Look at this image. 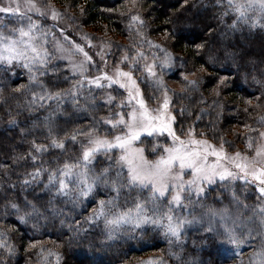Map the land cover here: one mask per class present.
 Returning <instances> with one entry per match:
<instances>
[{"label":"snow or ice","instance_id":"obj_1","mask_svg":"<svg viewBox=\"0 0 264 264\" xmlns=\"http://www.w3.org/2000/svg\"><path fill=\"white\" fill-rule=\"evenodd\" d=\"M135 4L136 0H133V6ZM215 6L222 9L219 17L221 22L225 17H233L229 25L232 31L240 30L243 26L251 30L264 29V0H216ZM63 16V13L49 4L37 3V0L0 2V74L17 75L16 69H22L28 76L29 84L20 85L16 91H32L31 99L27 101L28 110L52 109L43 122L46 130L44 140L47 143L38 142L33 137L26 154L12 156L11 165L7 162L0 163V169L7 170L0 172V186L7 184L8 188L14 190L17 184L10 180L12 174L17 173L16 180L22 190L32 188L35 191V188L42 185V191L50 194V205L63 199L75 208L91 200L94 206L87 222L98 227L100 223L103 224L101 246H109L110 242L120 239L122 235L135 240L137 233L142 238L151 231L168 241L169 255L179 264H217V261L227 264V260L240 255L244 247L252 248L248 264H264V131H258V139L248 138L249 154L236 152L231 156L225 151L224 143L217 147L207 139L197 138L194 128H189L185 136L178 135L174 128L176 116L170 110L172 98L163 81V75L174 67L171 54L160 45L142 39L141 44L136 46L141 50L135 53L125 50V55L116 62L112 74L97 69L99 74L90 76L88 72L96 67L95 61L83 46L59 26V20ZM47 19L57 23L48 26L44 23ZM170 22L174 24V28L169 35L177 42L185 39L183 31L175 27V22ZM133 27L137 29L136 34L142 37L141 30L145 24L138 13H129V30ZM56 32H59V38L56 37ZM144 43L156 52L163 53L162 56H157L154 52L153 62L143 65L147 74L144 79L149 80L156 91L162 92V99L156 109L148 107L139 81L133 75L134 71H139V61L148 59L147 53L142 50ZM195 47L197 54L202 59L206 58V64L211 65L213 71L217 65L228 67V61H231L237 78L246 84L250 82V86L255 85V91L259 92V95L249 94L256 101L255 107L264 106V69H258L254 61H249L252 64L249 71L246 64L237 61L235 53L222 48L211 38L195 44ZM97 55L106 65L105 57L108 53L104 52L103 47ZM78 56L83 59H74ZM54 60H66L68 63L62 65L53 63ZM126 63L128 71L121 67ZM204 69L205 64H202L201 70ZM50 74L57 82L53 87L58 86L61 75L65 81H73L72 87L60 91L49 90L40 78L49 77ZM180 75L185 82V89L199 86V80L188 79L190 73L181 72ZM230 76L231 71L217 81V96L227 86ZM34 85L40 90H32ZM85 88L89 94L93 89H111L104 100V104L110 109V114L102 121L107 126L103 130L104 134L97 127L100 121H96L87 128L65 131L61 136L57 130L56 112L69 101L76 112L88 111L87 104L80 105ZM117 88L127 93V102L122 100L115 105L119 111H111L116 96L123 95ZM247 103L251 105L252 99ZM53 104L56 105L55 109L52 108ZM125 108L130 110L125 111ZM248 110L245 109L246 112ZM183 111L181 109V114ZM8 116L9 127H18L19 122L12 118L11 111ZM261 124H264V118L261 119ZM250 131L256 132L257 129L250 128ZM165 133L171 144L164 146L163 152L155 160H148L143 155L144 149L134 146L143 135L152 137L163 136ZM20 135L25 140L28 131L21 128ZM69 141L73 146L79 145L80 151L75 158H67L61 164L57 157L56 167H46L44 156L51 155L52 150H58L60 155L65 154ZM159 148L160 145L157 144L153 151H158ZM100 155L108 156L110 160L115 157V165L109 163L97 170L95 162ZM29 161L32 170L20 173L21 162L27 167ZM238 184L254 188L257 194L254 205L250 206L241 200L237 192ZM215 189L223 191H217L209 203V196ZM226 192L230 193L228 205L224 204ZM217 204L221 207H216ZM230 206L235 211L230 210ZM241 207L243 212L240 211ZM5 208H10L24 225L33 217L48 218L27 198L23 204L8 201ZM51 214L53 217L62 215L63 210L59 213L52 210ZM63 223L61 220V224ZM33 227H37V224ZM189 229H195L200 235L201 249H208L207 261L186 260L183 257L185 237ZM69 230L76 233L81 231L79 228ZM36 243L38 241L30 246L34 248ZM173 246L178 250H173ZM16 255V245L10 242L6 232L0 231V264H10ZM41 255L44 264H49L48 257L51 256H55L56 264H60L59 253L51 250L44 253L41 250ZM148 264L154 262L149 261ZM158 264H164L163 260Z\"/></svg>","mask_w":264,"mask_h":264},{"label":"trees","instance_id":"obj_2","mask_svg":"<svg viewBox=\"0 0 264 264\" xmlns=\"http://www.w3.org/2000/svg\"><path fill=\"white\" fill-rule=\"evenodd\" d=\"M45 1L55 5L58 8L57 11L64 14L63 18L78 34L86 36V39L95 43L103 44L105 41L106 45H111L109 58L113 57L118 60L122 54L125 55V50L131 53L141 50L136 46L141 44L142 39L165 48L175 63L174 67L163 75V79L179 85L178 90H168L176 109L175 126L179 135H182L189 126H193L197 133H204L214 142L224 143L226 148L235 151L247 146L249 137L256 139L258 131L264 130V124H261V119L264 118V106L255 107L256 101L249 95L250 93L259 95V92L255 91V85L250 86V82L246 84L242 79L237 78L231 61H228V67L222 68L217 65L216 70L213 71L212 66L206 64V58L202 59L197 54L195 44L203 43L211 38L222 48L235 53L237 61L246 64L249 71L252 69L249 61H254L258 69H264V29L251 30L243 26L240 30L232 31L229 25L233 17H225L221 22L219 17L222 9L215 6L216 0H187V3L185 0H136L135 6H133V0ZM129 13H138L144 19L145 27L141 30L142 37L136 34L135 27L129 30ZM170 21L175 22V27L183 31L185 39L177 42L169 35L174 28V24ZM142 50L147 53L148 59L153 61V53L156 50L149 47L147 43L143 44ZM156 54L157 56L163 55L160 52ZM53 63L64 65L56 60ZM157 63H159L158 60ZM202 64H205L203 71L201 70ZM229 71H231V76L227 86L217 96V81L221 76L228 75ZM16 72L17 75L0 74V163L7 162L9 165L12 164V156L27 153L29 141L33 137H36L38 142L47 143L44 140L46 130L43 122L44 118L52 112V109L28 110L27 101L31 99L32 91L26 89L16 91L20 85L29 84L28 76L22 69H16ZM181 72L190 73L188 79L199 80V86L195 89H185ZM40 80L51 91L67 90L72 87L73 82L65 81L61 75L58 86L53 87V84L57 82L51 74L49 77H41ZM234 80L235 83H233ZM140 81V84L144 86V96L147 101L151 102L150 96L155 99L160 95L161 92L156 91L153 86ZM150 87L153 92L146 89ZM32 90L39 91L40 89L34 85ZM102 94L101 90L95 89L89 94L85 88L80 105L87 104L88 111L76 112L70 101L61 106L55 115L57 130L61 136L65 131L87 128L96 121H100L97 127L100 128L101 134H104L103 130L107 126L103 125L102 121L110 112L99 100ZM249 99H252L251 105L247 103ZM52 108L55 109L56 105L53 104ZM246 108L249 109L247 112ZM181 109H184L183 114H181ZM9 111L12 113V118L19 122L18 127H9ZM111 111L114 110L111 109ZM17 112L21 114L16 115ZM197 117L200 118L197 119ZM34 123L35 127H33ZM21 128L28 131L25 140L21 139ZM250 128H255L257 131L252 132ZM79 139L84 138L79 137ZM143 145L146 149L149 147L145 142ZM79 151V145L73 146L69 141L65 154L60 155L58 150H52L51 155L44 156L45 166L56 167L57 157L62 164L67 158H75ZM95 163L99 170V168L108 166L109 163L115 165V157L110 160L108 156L100 155ZM25 170H32L31 161L28 162L27 167L21 162L19 172L23 173ZM4 171L7 170L0 169V172ZM114 172L115 168L113 174ZM16 175L17 173H13L10 180L17 184L14 190L8 188L7 184L0 186V231L6 232L10 242L17 247V255L10 261V264H44L41 250L44 253L49 250L59 253L60 264H148L149 261L158 264L160 260H163L164 264H179L169 255L168 241L160 234L151 231L142 238L137 233L135 240L122 235L120 239L110 242L109 246H101L100 233L103 224L100 223L98 227L96 224L87 222L94 202L90 200L73 208L71 203H65L61 199L50 205V194L42 191V185L35 188V191L32 188L22 190L16 180ZM44 180L46 182V176ZM217 191H223V189H215L209 196V203L212 202ZM237 192L244 203L250 206L256 203L257 194L253 188L242 187L238 184ZM36 197H41V199H35ZM25 198L34 203L48 218L33 217L27 225H24L18 221L16 214L10 208L6 210L5 205L8 201L23 204ZM229 199L230 193L226 192L225 205L229 204ZM215 206L221 207L219 204ZM52 210L57 213L63 210V214L53 217ZM230 210L235 211V208L230 206ZM240 211L243 212L242 207ZM61 220L64 221L63 224ZM34 224H37V227L34 228ZM70 228H79L81 231L76 233L70 231ZM185 240L182 255L186 260L203 259L207 261L209 259L208 249H201L200 235L195 229L188 230ZM37 241L34 248L30 246ZM173 250L178 249L173 246ZM251 252V247H244L240 255L229 258L227 264H248ZM48 262L56 264L55 256L48 257ZM217 264H222V262L217 261Z\"/></svg>","mask_w":264,"mask_h":264},{"label":"rangeland","instance_id":"obj_3","mask_svg":"<svg viewBox=\"0 0 264 264\" xmlns=\"http://www.w3.org/2000/svg\"><path fill=\"white\" fill-rule=\"evenodd\" d=\"M0 2H2V0H0ZM41 2L45 3V4H49L52 8L58 10V8L55 5H52L51 3H48L45 0L44 1L37 0V3H41ZM44 22H46V25H48V26H50V25H52L54 23H57L56 21H52L50 19H47ZM59 26L63 27L66 30L67 34L73 40H75V42H77L81 46H83L84 49L93 57L96 67L92 68L88 72V75H90V76L98 75L99 72H98L97 69H100V70H103V71H107L109 74H112L114 72L115 64L120 59L116 60L113 57L109 58L110 57L109 56L110 47H106L107 43L105 41L102 44V43H98V42L95 43V42H93V41H91L89 39H86V36H84L82 34H78L75 31V29L63 17L59 20ZM59 36H60L59 32H56V37L59 38ZM121 42L122 41H120V43ZM102 47H103L104 52L108 53V55L105 57V59L107 60V64L106 65H105L104 61L101 60L100 56L97 55V52ZM254 49H256V47H254ZM121 57H123V54L121 55ZM74 59L79 60V59H83V57L82 56H78V57H74ZM57 62H61L64 65H66L68 63L66 60L65 61H57ZM152 62L153 61H150L149 59H147L146 61L142 60V62H139L141 64L138 63V65H137V67L139 68L140 72L139 71H134V73H133L134 77L137 78L138 81H139V87L141 89V92H142L143 96H144V89H143L144 86L142 84H140V82H141L140 80H142L144 82H147L146 84H149L150 86H153V88H155L154 85H152L149 80H145L144 79V77H146L147 74H146V72L143 69V65L145 63H152ZM121 67H123V69L125 71H128L127 63L124 64V65H121ZM163 81H164L165 87L168 90L169 89H174V90H178L179 89L178 83L172 82V81H168V80H164V79H163ZM114 87H116V86H114ZM146 89L148 91L150 90L151 92H153V89L151 87L150 88H146ZM95 90H99V89H95ZM117 91L123 93V95L122 96H116V99H115L114 104L112 106V109L114 111H119V109L115 107L116 104H119L122 100H124L125 103L127 102L126 101L127 93L123 89H119V88H117ZM101 92L103 94L100 95L99 100L104 104V100L106 98V95H107V93L111 92V89L105 88V89L101 90ZM113 95H115V94L113 93ZM169 96H170V94H169ZM144 98H145V96H144ZM149 99L150 100L152 99L151 102L147 101L146 98H145V100H146V102L148 104V107L150 109L158 108L159 107V100L162 99V92L160 93V95L157 98L153 99V96H150ZM104 105H106L107 110L110 112L109 106L107 104H104ZM124 110L125 111H129L130 109L125 108ZM170 110L177 117V115L175 113L176 109L174 108L173 104L171 105ZM174 128L176 130L175 124H174ZM189 128H193V126H189L187 129H185L184 133L181 136H185ZM259 131H264V130H259ZM195 133L197 135V138L207 139L210 143L215 144L217 147H219L220 144H221V143L214 142L212 140V138H209L204 133H202V134L201 133H197L196 130H195ZM113 134H115V133H113ZM256 139H258V134H257ZM143 142H145V144H148L149 147L147 149L144 147ZM157 144L160 145V148H159L158 151L154 152L153 151V147L155 145H157ZM170 144H171V140L167 137V133H165L163 136L155 135V136L149 137V136L143 135L141 137L140 141H137L134 146L137 147V148H140V149H144L143 155L145 156V158H147L148 160H155L163 152V147L166 146V145H170ZM224 148H225V151L227 152V154L230 155V156L233 155L236 152H240L243 155H247V154H249V151H250L249 148H248V145L247 146H243V147H241V148H239V149H237L235 151L229 150L225 146H224ZM251 188H253V187H251Z\"/></svg>","mask_w":264,"mask_h":264}]
</instances>
